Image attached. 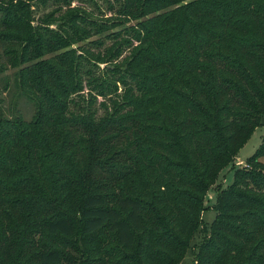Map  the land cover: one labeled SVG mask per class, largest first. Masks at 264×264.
I'll return each mask as SVG.
<instances>
[{
  "label": "trees",
  "instance_id": "trees-1",
  "mask_svg": "<svg viewBox=\"0 0 264 264\" xmlns=\"http://www.w3.org/2000/svg\"><path fill=\"white\" fill-rule=\"evenodd\" d=\"M34 2L48 0H0V43L13 45L10 64L36 101L30 121L0 117V264H62L61 249L35 241L42 229L63 238L77 229L91 245L77 264H178L207 190L264 126V0H108L101 22L62 0L39 24ZM56 20L57 30L48 26ZM116 26L109 45L92 41L102 50L71 47ZM86 61L108 67L84 79ZM85 88L90 106L111 104L98 122L96 110H71ZM80 150L111 165L90 176L91 159L81 173ZM262 157L264 135L216 189L195 264H264ZM109 185L116 193L97 192Z\"/></svg>",
  "mask_w": 264,
  "mask_h": 264
},
{
  "label": "rangeland",
  "instance_id": "rangeland-1",
  "mask_svg": "<svg viewBox=\"0 0 264 264\" xmlns=\"http://www.w3.org/2000/svg\"><path fill=\"white\" fill-rule=\"evenodd\" d=\"M107 1L108 0H71V5H79L85 8L88 11H91L94 14V18L97 19L99 22L105 19V16H109L110 13L107 10ZM62 0H48L46 5H42L39 2H34L32 9V23L39 24L45 19V15L54 9L57 6L63 5ZM96 3V4H95ZM102 13V14H101ZM45 14V15H44ZM128 24V23H127ZM125 24V25H127ZM50 28L55 30L59 29V22L53 21L48 24ZM124 26V25H123ZM122 26H116L113 29H110L106 32L101 34L93 33L84 41L80 42L79 44H73L71 47H77L78 45H85L90 49L96 51L98 49H103V47L96 46L95 41L96 39L104 40V46L110 44V40L106 38V34L121 29ZM13 48L11 43H0V117L3 118H14L21 116L24 120L30 121L36 112V101L30 98L25 92H23L18 78V70L21 67H14L12 66L10 55L6 53L8 49ZM127 53V52H126ZM47 56H45L46 58ZM106 64L95 65L94 63L84 62L83 63V78L86 79L89 76L86 74L87 69H91L94 75H101L102 72L105 70L103 67ZM95 94L94 91L91 92ZM77 104L71 105V110L75 113V115H89L93 111L96 110V113L92 117L95 122H98L100 119H103L105 116L109 115L112 112L111 104L108 100L106 103L108 105L107 108L103 107L100 102L102 101L101 97H97V100L91 104H88V100L90 98L88 89L85 88L81 95L73 96ZM88 105L92 110L87 109ZM73 113V114H74ZM264 135V126L256 127L244 145L238 151L236 157L234 158L233 162L223 169L216 180V183L210 187L204 197V205L206 209L199 214V226L197 231L194 233L193 238L189 243V247L185 253V255L179 260L178 264H195V254L198 250V246L203 242L205 238L209 236L211 224L213 220L217 216V212L212 208V205L216 203L217 199V192L216 189L218 187L225 188L233 182L234 178V171L241 165L247 162V160L256 152L261 144L262 137ZM114 150V149H112ZM73 150L70 149L68 155ZM84 151L77 152V156L75 160L79 158L78 161V168L77 171L83 173L87 169L89 165V161L92 159V163L90 164L89 171L90 176L97 175V172L100 168V163H108L109 160L106 157H96L94 158L90 154H83ZM67 155V154H66ZM106 159V160H105ZM71 160V159H69ZM260 161L264 163V157L260 158ZM111 165V163H108ZM96 183H107V178L105 177H98L94 180ZM90 184H87V190L90 188ZM116 188L112 187L111 185L107 186L106 188H99L97 192H104V193H116ZM80 197H76L75 199L78 200ZM159 208V205H157ZM69 211V213H73L74 211ZM75 215V213H74ZM210 228V229H209ZM77 229L74 230L73 235L71 238H63L61 236H48L45 234V230L42 229V236L40 234H34L35 241L42 242L45 244L46 248L51 247H58L61 249L63 254V262L62 264H77L79 263V259L81 256V250L90 247L91 245L83 242L81 236L77 233ZM102 239L106 241L105 247L115 249V242L104 230L101 233ZM37 248L31 250V252L35 251ZM116 252V251H115ZM110 256L111 259L115 260L120 253L116 252ZM125 254V251H122V254Z\"/></svg>",
  "mask_w": 264,
  "mask_h": 264
}]
</instances>
